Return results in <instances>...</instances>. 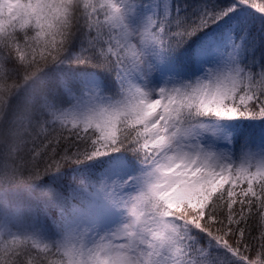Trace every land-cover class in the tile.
Segmentation results:
<instances>
[{
  "label": "snow or ice",
  "instance_id": "obj_1",
  "mask_svg": "<svg viewBox=\"0 0 264 264\" xmlns=\"http://www.w3.org/2000/svg\"><path fill=\"white\" fill-rule=\"evenodd\" d=\"M0 264H264V0H0Z\"/></svg>",
  "mask_w": 264,
  "mask_h": 264
}]
</instances>
